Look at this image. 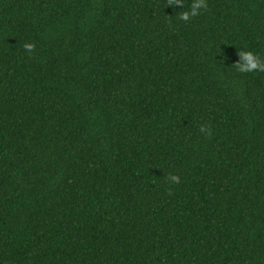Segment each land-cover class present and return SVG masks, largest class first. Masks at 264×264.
I'll use <instances>...</instances> for the list:
<instances>
[{"label": "trees", "instance_id": "16d2710c", "mask_svg": "<svg viewBox=\"0 0 264 264\" xmlns=\"http://www.w3.org/2000/svg\"><path fill=\"white\" fill-rule=\"evenodd\" d=\"M193 2L0 0V264H264V0Z\"/></svg>", "mask_w": 264, "mask_h": 264}, {"label": "clouds", "instance_id": "9594fccd", "mask_svg": "<svg viewBox=\"0 0 264 264\" xmlns=\"http://www.w3.org/2000/svg\"><path fill=\"white\" fill-rule=\"evenodd\" d=\"M176 2H177L178 5L182 6V0H176ZM204 6H205L204 5V0H194L190 10L186 11V12H182L180 14V19L187 20L189 15H196L197 14V12H196L197 8H201V7H204ZM32 47H33V45H31V44H26L25 45V48L27 50H29V51H31ZM257 68H261V70H264V66H261V65H257ZM200 130H201V132L205 131V129L203 127ZM169 179L178 182V178L175 177V176H171V177H169Z\"/></svg>", "mask_w": 264, "mask_h": 264}]
</instances>
